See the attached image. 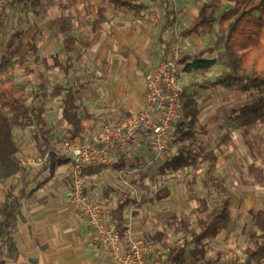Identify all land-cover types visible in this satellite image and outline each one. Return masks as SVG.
Listing matches in <instances>:
<instances>
[{
    "label": "rangeland",
    "instance_id": "rangeland-1",
    "mask_svg": "<svg viewBox=\"0 0 264 264\" xmlns=\"http://www.w3.org/2000/svg\"><path fill=\"white\" fill-rule=\"evenodd\" d=\"M133 1L149 5L140 18L124 8L114 7L110 0H91L95 6L107 8L106 20L95 25L84 6L65 11L62 5L66 0H33L26 6H10L7 0H0V63L3 65L0 80L14 76L28 103L36 108L45 107L44 118L53 147L62 143L68 125L62 118L61 99H49L45 91L52 94L56 89L66 92L73 88L79 114L87 125L85 135H92L100 127L138 116L145 105V97L140 92L144 89L145 77L150 69L164 61L172 48L181 52L183 71L187 64L199 59H215L221 53L223 47L217 43L219 35L189 39L180 36L208 0H171L170 6L177 13L178 21L164 34L161 30L165 12L161 0ZM235 1L224 2L223 12L234 7ZM69 39L74 53L71 73L66 76L60 64L66 62L65 46ZM161 39L170 45L168 51ZM219 73V68L186 73V86L198 93L201 114L210 119L206 127L201 129L198 123L194 129V145L177 141L169 146L166 155L159 156L145 141L143 148H131L122 156L125 168L141 170V182L150 187L148 191L137 189L139 199L152 197L155 200L142 210L135 205L136 211L140 210L152 220L147 229L138 230V236L151 243L156 259L168 264H241L254 232V213L264 208V189L253 184L247 174L251 163L263 165L264 126L246 135L228 122L235 111L254 101L255 96L239 98L223 93L224 89L194 88L195 83L212 80ZM216 109L221 112L216 113ZM224 129L231 131L238 146L237 153L219 148ZM35 133V125L15 131L19 171L12 176L0 171V188L4 189L5 198L12 190L17 193L22 188L23 182L14 181L17 174H29L20 167V159L38 153L33 139ZM190 148L202 156L198 164L168 176L159 173L167 160ZM198 165L201 167L195 170ZM209 180L221 182L225 187L231 202L232 222L217 238L195 247L191 238L177 233V228L182 219L187 218L191 228L199 232L206 212L222 201L213 188L204 187V182ZM160 191L164 192L162 200L157 198Z\"/></svg>",
    "mask_w": 264,
    "mask_h": 264
},
{
    "label": "trees",
    "instance_id": "trees-1",
    "mask_svg": "<svg viewBox=\"0 0 264 264\" xmlns=\"http://www.w3.org/2000/svg\"><path fill=\"white\" fill-rule=\"evenodd\" d=\"M33 0H7L10 6L29 5ZM43 1V0H35ZM47 1V0H45ZM227 0H208L198 10L195 20L180 34L183 39L192 36L219 35L217 43L223 47L218 58L209 60L199 59L187 64L184 71H210L219 67L220 73L212 80L195 83L194 88L201 91L221 88L237 91L246 96H255L254 101L235 111L232 119L237 128L244 134H251L258 126H264V0H236L234 7L223 12L222 7ZM164 8V24L162 34L172 29L178 21L177 13L171 9V0H161ZM116 8H124L133 12L140 18L142 13L149 9V5L133 0H110ZM74 6H84L86 12L92 16L95 25H101L106 20L107 8L96 7L91 0H66L62 5L65 11ZM168 51L170 45L161 39ZM74 48L72 40L66 41L65 64H60L66 76L70 75L71 59ZM168 53V52H167ZM166 53V54H167ZM183 63V62H182ZM3 65L0 63V70ZM47 98H60L63 103L62 118L68 125L62 143L83 138L87 131L83 118L79 114L77 96L73 88L66 92L56 89L52 94L45 91ZM201 112L198 101V93L191 92L187 86L183 94V121L176 125L175 132L179 142H189L194 145L195 132ZM45 107L36 108L29 104L24 97L20 86L16 84L14 76L10 75L0 80V171L6 176H12L19 171L17 158V145L15 131L27 125H35L36 133L33 137L35 148L39 153H45L56 146L50 143V129L44 118ZM219 148L222 151L232 150L237 153L238 146L232 133L224 129L219 138ZM203 153L208 154L203 150ZM199 153L188 149L170 160H167L162 168L164 175L177 173L185 168L194 167L199 163ZM264 158V157H263ZM50 168H57L67 163L66 158L51 157ZM124 167V162L119 168ZM198 165L195 168H200ZM247 174L253 184L264 189V162L263 165L251 163ZM209 188L219 194L222 201L214 209L206 212L201 221L199 232L191 228L189 220L183 218L177 233H182L187 239L191 238V244L200 247L210 239L217 238L224 230H227L232 222L231 202L227 191L221 182L215 180L205 183ZM32 196V192L20 189L17 193L12 190L7 194L5 201L0 205V264L17 262L20 259V249L13 237V233L23 221L22 207ZM146 202L144 200L142 203ZM124 205H121L118 212ZM254 232L251 234L250 245L245 250V260L241 264H264V208L254 213Z\"/></svg>",
    "mask_w": 264,
    "mask_h": 264
},
{
    "label": "crops",
    "instance_id": "crops-1",
    "mask_svg": "<svg viewBox=\"0 0 264 264\" xmlns=\"http://www.w3.org/2000/svg\"><path fill=\"white\" fill-rule=\"evenodd\" d=\"M207 91L222 90L221 88H215ZM140 92L145 97V85ZM222 92L238 95L239 98L246 96L233 90H223ZM130 108L133 109L132 106ZM201 112L198 116V121L202 129V127H206L209 124L210 119L209 116L207 118L202 116ZM215 112L220 113L221 110L216 109ZM213 115L217 116V114ZM228 122H231L237 128L233 119ZM84 124L87 128L85 121ZM85 134L83 137L87 136ZM145 141L149 145V140L143 137L140 145H135L131 148L141 149ZM40 154L43 153L38 152L35 155H31ZM123 155L124 153L120 155L119 161L113 164L111 168H100L86 173V193L105 209L106 219L115 222L120 231L126 230L129 225L133 235L136 238H140L138 230L147 229L152 220L150 217L142 215L140 210L136 211L135 205L142 210L146 204L155 203V200L152 197L139 199L137 189L140 190L142 188L148 191L150 187L145 186L141 182L143 180L142 176L139 175L141 170L138 168H125L126 161L122 159ZM50 160L42 168H22L20 166L22 170H26L25 172H29V174L19 173L14 179V181L19 179L23 182L24 184L21 183L22 188L20 189L32 192V196L23 203V221L20 222L18 230L13 233V237L20 249V259L17 262L8 264H117L111 260L106 248L95 240L93 229L82 212L72 202L70 161L66 159L68 160L67 163L52 169L50 168ZM123 162L124 167L119 168V165ZM29 169L30 171H27ZM198 169L195 168V170ZM159 173L164 175L162 168H159ZM205 183L204 187L209 188ZM163 193V191L158 192V200L163 199ZM4 198L5 192L1 187L0 205L5 201ZM144 200L146 202L142 203ZM121 205H124V207H122L121 214H119L117 212ZM155 259L153 248L151 260Z\"/></svg>",
    "mask_w": 264,
    "mask_h": 264
},
{
    "label": "built area",
    "instance_id": "built-area-1",
    "mask_svg": "<svg viewBox=\"0 0 264 264\" xmlns=\"http://www.w3.org/2000/svg\"><path fill=\"white\" fill-rule=\"evenodd\" d=\"M182 55L172 48L164 61L145 77V105L136 117L105 125L98 132L67 141L36 156L20 159L22 168H42L51 157L70 161V184L73 204L82 212L94 231V238L117 264H168L151 260L153 247L133 235L131 227L120 231L115 222L106 219L105 209L86 193V173L111 168L122 153L140 145L143 137L159 156L177 142L176 125L183 121V94L186 73L181 69Z\"/></svg>",
    "mask_w": 264,
    "mask_h": 264
}]
</instances>
